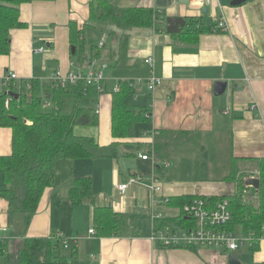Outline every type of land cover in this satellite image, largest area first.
<instances>
[{"label":"crops","instance_id":"crops-1","mask_svg":"<svg viewBox=\"0 0 264 264\" xmlns=\"http://www.w3.org/2000/svg\"><path fill=\"white\" fill-rule=\"evenodd\" d=\"M95 1L54 0L22 6L21 21L25 26L12 31L10 54L0 56V92L6 89L3 83L8 72L18 75L11 85L22 90L23 84L27 87L32 79L49 83L56 72L88 73L106 65L103 73L112 69L103 83L106 92L96 101L89 100V105L99 111V125L76 127L75 133L107 146L114 141L112 93L119 80L147 79L150 69L145 61L154 57V73L162 84L150 95V101L147 88L140 87V91L136 86L137 103L151 104L152 123L136 126L133 142L123 145L118 160L59 161L54 187L46 191L27 230L24 217L12 216L7 203L0 200V224L8 228L0 234L6 241L0 247V264H12L10 258L16 257L23 239L48 238L53 234L76 241L73 244L78 255L74 264H229L228 257H218L206 250L161 248L151 240L154 215L181 214V210L168 207L164 197L223 196L227 187L200 183L202 180H195L197 174L184 181L174 173V180L169 182L156 174L153 159L144 161L139 155L148 150L153 133L187 131L200 137L206 151H209L205 143L208 137L224 136L235 157L264 159V0L238 7L231 5L233 0H218L211 5L194 4L191 0H121L122 8L153 9L161 17L152 28L129 32L107 23L106 26L105 22L90 21L91 4ZM205 9L207 14L203 13ZM173 17L186 19L185 31L192 29L191 19L203 25H217L218 29L225 23L228 30L203 34L197 44H192L189 39L168 34L167 20ZM71 22L78 23L80 28L87 25L86 39L91 30L102 29L106 33L102 48L97 45L99 48L93 47L89 52L87 47L85 61L79 55L72 57ZM125 35H129V66L116 69L113 62L118 54L111 61L109 53L118 51ZM42 48L44 51L37 54ZM217 81L228 82L227 92L220 97L214 94ZM11 150L12 132L0 128V155H9ZM199 152L202 150L194 153L202 157ZM188 155L192 154L185 156ZM172 167L173 163L169 164ZM258 174L259 171L256 178ZM135 175L143 177L146 185L153 176L159 177L163 194L153 202L149 188L137 184L130 185L122 195L117 185L127 183ZM87 177L92 179L95 203L74 206L69 190L76 179ZM95 206L112 207L120 214L123 230L118 237L90 234ZM257 255L258 263L264 262V242Z\"/></svg>","mask_w":264,"mask_h":264},{"label":"trees","instance_id":"trees-1","mask_svg":"<svg viewBox=\"0 0 264 264\" xmlns=\"http://www.w3.org/2000/svg\"><path fill=\"white\" fill-rule=\"evenodd\" d=\"M54 0H0V56L10 54L11 33L25 26L21 21V8L34 2H52ZM253 1V0H250ZM121 0H97L91 4L90 21L105 22L124 32L135 29L152 28L160 16L153 9L129 7L122 8ZM192 29L171 35L197 44L200 36L211 32H221L217 25H203L191 19ZM87 25L80 28L78 23L69 24V43L76 49L72 56L83 61L87 55ZM129 35H125L117 52L109 53L113 68L125 69L129 66ZM96 49L99 47H95ZM101 57V53L98 52ZM29 85V87H28ZM86 86L84 82L61 87L54 81L43 82L32 79L27 83V92L16 89L14 84L0 92V128L12 132V150L9 155H0V200L7 203L12 216L24 217V229L27 230L38 212L46 191L55 184L56 165L61 160H118L123 145L133 142L138 124L152 123L151 104L140 105L136 101V87L132 81H119V91L112 93V137L114 141L102 146L93 138L80 137L76 127L98 126L99 114L94 107L84 106V100H98L100 87ZM104 88V86H103ZM16 93L11 96L10 93ZM150 93L148 101H150ZM9 105H6V101ZM154 140L153 154L156 162L155 172L160 178L173 181V169L166 166L178 158V154H193L202 150L207 159L208 151L202 145L200 137L187 131H158ZM150 146V145H149ZM229 172L222 182L235 183L236 190L223 196L185 195L172 197L167 206L183 212L187 205L196 200L217 204L228 200L232 211L231 229L241 228L246 234H254L256 239L264 237V159L259 164L257 206L249 203L246 197V174L242 163L252 165L255 160L235 157L230 147ZM199 162L196 163L198 169ZM156 175V176H157ZM159 178V177H157ZM200 180L199 176L195 178ZM69 199L74 206L86 202L95 203L91 178L76 179L70 190ZM94 229L101 238L118 237L123 230L120 214L112 207L95 206ZM189 217L179 214L175 217H162L154 221L155 228L168 226H193ZM66 238L53 234L48 238H25L12 264H74L78 251L73 242L66 246ZM5 241L0 240V247ZM161 248H165L161 246ZM184 248V247H182ZM197 251V248L186 247ZM260 250L259 243L251 248L252 254ZM2 251V249L0 250ZM253 264H264L253 263Z\"/></svg>","mask_w":264,"mask_h":264},{"label":"built area","instance_id":"built-area-1","mask_svg":"<svg viewBox=\"0 0 264 264\" xmlns=\"http://www.w3.org/2000/svg\"><path fill=\"white\" fill-rule=\"evenodd\" d=\"M217 1L218 0H191L192 3L200 5H211ZM220 27L225 31L228 30V27L225 23H222ZM104 41L105 39H103V41L100 43V48L104 46ZM43 51L44 49L42 48L36 51V53H42ZM145 63L150 69L149 77L147 79H135L130 81H132V86L134 87H136L137 85H144L147 88V91L150 94H153L162 84V80L154 73V57L147 58ZM106 67V65L99 66L98 69H91V71L88 73L73 71L64 75L60 72H56L51 80L61 87L76 85L80 82H84L86 86H99L105 81L103 70ZM17 79V74L8 72L4 77L3 84L6 89H8L11 83ZM104 91L105 89L103 88V86L100 87V92L103 93ZM118 91L119 85H117L115 89V92ZM9 101V99L6 101L7 106L9 105ZM255 107L256 106H254L253 109H255ZM97 113H99L98 110ZM155 135L156 134L153 133L152 143L148 147V150H146L144 154H140L139 157L144 161L153 159L154 164L156 165L153 154L154 140L156 137ZM150 155L152 157H150ZM166 166L169 167V164H167ZM137 184L146 185L144 178L140 175L131 176L128 179L127 183L117 185V189L122 195H125L130 185ZM146 186L151 192L153 202L158 196L163 194L162 184L155 176L152 177L151 182ZM251 189L254 191L255 195H257L258 192L253 187H251ZM168 200V197H164L163 202L167 204ZM181 214L185 215L187 218L189 217L190 219H192L194 222L193 226H168L158 230L154 226L151 236V240L154 244L163 246L165 248L193 247L197 249H216L226 252L227 255H229L230 253L235 254V252L241 251L245 247H248V249L251 251V248L255 243H259L261 250L262 244L264 242V237L258 240L255 238L254 234H246L239 227H237L236 229H231L229 227L233 216L228 200L220 201L217 204H209L205 203L202 200H196L192 202V204L187 205ZM159 218H162V216H153L154 221ZM7 231L8 228L0 224V234ZM90 234L96 235V231L94 228L90 230ZM0 240L5 241V239L1 237V235ZM73 242L76 241L73 240ZM65 243L68 247L69 242L67 239ZM260 250L258 252H260ZM258 252H254L253 255L257 254Z\"/></svg>","mask_w":264,"mask_h":264},{"label":"rangeland","instance_id":"rangeland-1","mask_svg":"<svg viewBox=\"0 0 264 264\" xmlns=\"http://www.w3.org/2000/svg\"><path fill=\"white\" fill-rule=\"evenodd\" d=\"M104 23V22H103ZM104 25L107 26L106 23ZM105 34H103L102 29L91 30L88 32L87 36V47L89 52L92 50L93 47H96L97 45H100V43L103 41ZM107 42V39H106ZM80 58V55H79ZM112 74V69H107L104 71L105 79H109L110 75ZM142 88L143 90H146V87L144 85L140 86L137 85V88ZM140 88V91H142ZM23 92H27V87L25 84H23ZM84 106H89V100L83 101ZM91 107H93L91 105ZM214 138V139H213ZM208 147V159H205L204 157H197L196 153L192 155L185 156L183 154H178V158H176L173 161V172L176 173V175L184 181H189L192 174H197L199 176L200 180H202L200 183H220L219 185H225L227 187L226 193H232L236 190L235 183L229 184L226 182H222L221 179L223 176H225L229 172V158H230V146L228 145V139L224 136L222 137H208L205 141ZM223 145V146H221ZM198 155H201V152L198 153ZM199 162L198 169L195 168V165ZM195 164V165H194ZM241 166L244 168L243 171L246 174L245 182L248 178H254L256 177V173L259 171V164L257 161L253 163V165H247L245 163H242ZM163 178V177H162ZM1 179V176H0ZM164 179V178H163ZM2 183L0 182V185ZM247 187L246 197L249 203H252L253 205L257 206L258 201V193L255 195L254 191L250 189L251 187ZM6 242V241H5ZM202 248H199L200 250ZM208 251L210 254L218 256V257H228L226 252H223L222 250H216V249H202ZM238 260L241 262V264H253L258 263V256L257 254H252L251 251L248 249V247H245L243 250L235 252ZM6 260L8 258V255L5 257ZM11 261L13 260V257L10 258Z\"/></svg>","mask_w":264,"mask_h":264},{"label":"water","instance_id":"water-1","mask_svg":"<svg viewBox=\"0 0 264 264\" xmlns=\"http://www.w3.org/2000/svg\"><path fill=\"white\" fill-rule=\"evenodd\" d=\"M250 2V0H233L231 5L234 7H238ZM204 14L208 13V9L203 11ZM186 27V19L184 18H168L167 20V32L170 35L180 34ZM76 53V49L72 48V54ZM228 90V82L227 81H217L214 84V94L217 97L223 96ZM11 96H16L19 98V95L16 93H10ZM245 185L248 187H253L257 192L260 190L261 181L259 178H248L245 182ZM228 263L229 264H241L238 260L237 256L234 253H230L228 255Z\"/></svg>","mask_w":264,"mask_h":264}]
</instances>
